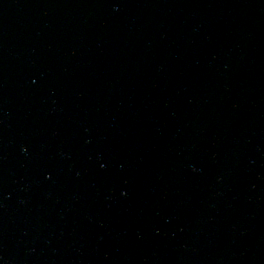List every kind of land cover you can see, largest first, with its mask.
Returning a JSON list of instances; mask_svg holds the SVG:
<instances>
[{
  "label": "water",
  "instance_id": "1",
  "mask_svg": "<svg viewBox=\"0 0 264 264\" xmlns=\"http://www.w3.org/2000/svg\"><path fill=\"white\" fill-rule=\"evenodd\" d=\"M0 264H264V0H0Z\"/></svg>",
  "mask_w": 264,
  "mask_h": 264
}]
</instances>
